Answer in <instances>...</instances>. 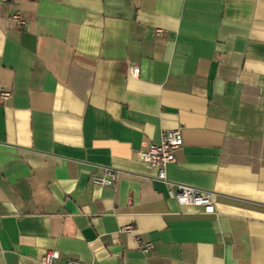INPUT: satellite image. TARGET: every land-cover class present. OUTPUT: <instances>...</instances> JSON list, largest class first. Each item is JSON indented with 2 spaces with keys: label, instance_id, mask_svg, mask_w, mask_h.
<instances>
[{
  "label": "crops",
  "instance_id": "0c3cea01",
  "mask_svg": "<svg viewBox=\"0 0 264 264\" xmlns=\"http://www.w3.org/2000/svg\"><path fill=\"white\" fill-rule=\"evenodd\" d=\"M2 88L0 264H264V0H0ZM176 129L213 214L135 157Z\"/></svg>",
  "mask_w": 264,
  "mask_h": 264
},
{
  "label": "built area",
  "instance_id": "2783aa9c",
  "mask_svg": "<svg viewBox=\"0 0 264 264\" xmlns=\"http://www.w3.org/2000/svg\"><path fill=\"white\" fill-rule=\"evenodd\" d=\"M7 2V0H1ZM33 1V0H26ZM12 20L18 26H24L25 20L20 14L12 16ZM158 36H163L164 31L157 30ZM130 74L134 77L139 76V68H130ZM12 91L7 89H0V104L9 101L12 98ZM184 144L182 130H170L162 134V140L159 144H153L147 151L135 152L136 159L148 163L150 166L158 169V180L165 182L168 186V195L171 199L176 200L182 206H197L202 207L207 214L215 213L214 194L200 190L198 188L176 183L168 180L167 168L170 164L176 162V153L182 148ZM92 183L98 186L108 188H115L118 182V172L110 167H101L99 172L93 174L91 177ZM131 230V228H128ZM138 249L144 255L151 253L155 246L151 242H141L140 238L136 237ZM42 264H84L79 260H67L59 263V252L56 250L47 251L41 258Z\"/></svg>",
  "mask_w": 264,
  "mask_h": 264
}]
</instances>
